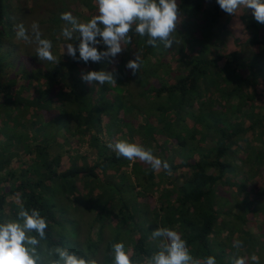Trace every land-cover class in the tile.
Listing matches in <instances>:
<instances>
[{
  "label": "trees",
  "instance_id": "trees-1",
  "mask_svg": "<svg viewBox=\"0 0 264 264\" xmlns=\"http://www.w3.org/2000/svg\"><path fill=\"white\" fill-rule=\"evenodd\" d=\"M9 2L0 0V130L5 125L12 130L11 138H0V221L17 219L21 203L29 211L38 209L48 224L42 244L62 246L86 258H92L100 247L102 255L97 264H114L110 253L115 242L125 244L134 262L147 259L157 250V242L150 237L158 227L178 231L194 258L211 255L217 264H232L231 241L238 233L246 248L256 244L252 241L256 230L252 229L264 221V24L255 20L251 8L242 7L229 15L217 0H177L179 20L173 36L184 52L173 57L175 67L169 68V55H163L154 59L155 67L146 78L139 72L138 78L130 73L138 85H147L143 98L149 100L148 118H153L143 116V124L125 140L151 148L155 156L167 160L171 178L163 169L154 172L144 162L118 157L107 147L110 139L99 141L100 133L92 127L88 115L92 111L90 102L100 101L101 95L110 94L111 89L96 82L79 83L81 75H74L77 82L72 79L69 83L68 78L78 70L91 66L94 70L98 63H106L102 69L106 70L108 59L85 63L79 60L78 50L77 59L57 51L61 44H79V39L66 41L60 35L57 13L47 18L49 25L42 38L52 41V52L59 61L56 65L45 61L38 67L28 58L27 53L32 54L24 42L15 38L13 25L20 23L22 11H14ZM222 34L232 47L214 50ZM130 36L132 42L122 52L137 49L144 64L159 53L169 54L177 44L165 48L157 41L153 47L146 43V36L140 37L134 31ZM99 45L103 44L96 45L101 51ZM13 56L27 59L25 65L11 59ZM123 56L116 67L110 66L112 71H123ZM166 73H173L168 75L172 80L165 78ZM124 77V73L115 75L117 88L125 84ZM96 90L100 92L97 99L92 95ZM64 100H73L74 105L70 106L74 117L66 118L69 130L63 137L71 136L75 143L67 145L65 140L59 142L50 132L41 131L36 116L51 110L56 113L52 108ZM120 114L123 116V112ZM70 118L74 121L72 127ZM13 126L22 130L20 135ZM82 143L83 153L79 148ZM161 176L173 185L159 187L156 182ZM257 178L263 181L261 187L256 184ZM78 183L83 192L76 191ZM157 187L161 190L152 204L148 192ZM249 191L255 199L261 198L259 203L247 202L248 197L243 195ZM222 192L232 195L237 206L244 204L246 211L237 213L225 207ZM57 193H64L73 202L80 196L89 199L95 225L90 226L86 243L76 239V222L62 218ZM141 203L148 205L143 209L148 215L145 222L135 219ZM253 212H257L255 219L250 217ZM110 220L115 221L113 233L102 243L101 228ZM250 220L257 223L252 229L253 225L246 223Z\"/></svg>",
  "mask_w": 264,
  "mask_h": 264
},
{
  "label": "clouds",
  "instance_id": "clouds-1",
  "mask_svg": "<svg viewBox=\"0 0 264 264\" xmlns=\"http://www.w3.org/2000/svg\"><path fill=\"white\" fill-rule=\"evenodd\" d=\"M220 8L229 15L236 14L240 8H251L258 23L264 24V0H217ZM97 14L88 21H81L71 12H63L60 19L65 26L60 33L66 41L79 39L78 46L68 42L67 55L85 63L100 62L112 59L120 54L125 45L131 44L130 32L134 31L140 37H148L146 43L153 47L157 41L165 48H171L176 42L173 33L179 20L177 0H95ZM15 38L26 44H35V54L43 62L58 63L53 54L52 41L42 38L37 22L29 29L23 22L13 25ZM79 34L78 36L75 34ZM99 38V39H98ZM106 46L104 51H98L96 45ZM142 65L137 53L134 59L126 63L133 74L138 73ZM81 79L92 84H117L114 71L89 70L81 71ZM107 147L129 161L139 160L147 164L154 172L163 169L171 174V166L167 160L153 154L151 148L129 142L125 139L109 141ZM46 219L38 209L30 211L19 204L17 219L0 221V264H97L95 259L79 256L77 253L62 246L47 247L41 242L46 239ZM35 233V235H32ZM153 241L157 242V250L143 261L134 262L125 250L123 242L111 245V255L114 264H217L214 256L204 259L194 258L190 254L187 241L171 227H158L151 232ZM234 249L243 247L242 241L234 239ZM260 264L259 257L235 255L232 264Z\"/></svg>",
  "mask_w": 264,
  "mask_h": 264
},
{
  "label": "rangeland",
  "instance_id": "rangeland-1",
  "mask_svg": "<svg viewBox=\"0 0 264 264\" xmlns=\"http://www.w3.org/2000/svg\"><path fill=\"white\" fill-rule=\"evenodd\" d=\"M16 2H18V7H16V3L15 0H10V4H12L14 11H22V15L20 17V21L19 22H23L25 24V26L29 29V34L31 35V24L33 22H37L39 25V29L41 31V34L44 33L45 27H47L49 25L48 19L47 18H51L52 16L56 15L57 13L61 14L63 12H67V10L71 11L73 13V15L75 17H77L79 20L81 21H88L89 19L92 18V16H94L95 14H97V7L95 4V0H19ZM80 2H87V4L89 5H78ZM13 12V11H12ZM13 14L15 15L16 12H13ZM17 16V14L15 15ZM87 16V17H86ZM58 29L62 31V28L65 26L64 22L59 18L58 21ZM61 33V32H60ZM174 35V33H173ZM177 37H175V41ZM214 39H216L214 37ZM226 38L224 37V35H219V40L220 42L218 43V46H216L214 50L218 51H223V50H227V48L229 47V49H231V45H228V41L225 40ZM212 40V39H211ZM179 41V40H178ZM177 42V44L175 46H173L171 49H169V54L167 53H159L157 54L155 57H151L148 58V60H145V64L142 61V65L141 68L139 70L140 75H144L145 78L149 75V73L151 72V68L155 67L154 63V59H158L161 56L165 55H169L167 56L166 60V65L169 66V68H174L175 67V62H173V57L176 56L178 53H182L183 51V46L180 42ZM24 44L26 45V47L28 48V52L29 54H32V56L28 55L27 56L29 59H31L35 65H37L38 67L40 65H43L42 63H44L43 61L39 60L37 55L35 54V44H26L24 42ZM100 46V50L104 51L106 46L104 45H99ZM125 47H127L125 45ZM59 52H67V48L66 45L61 44L58 46ZM138 53L137 49L133 50V49H126L124 52H121L120 54H118L115 58H111L112 62L109 63V65H107V71H112L110 66H114L116 67V63H118L120 61V57L123 56L121 59L123 61L124 60V64L121 62V67L122 70L120 69L117 70L115 73L116 76H118L119 73H124V78H125V84H123V87L117 88V84L115 85H109L107 83L103 84L106 89L107 87L110 88V94L104 93L101 96V100L100 101H93L90 102V107L92 106V111L90 113H88L90 119H92L93 121V126L97 133L99 134L98 139L99 141L101 140H105V142L110 139L111 140H116V139H128V138H132L131 135L132 134V130L139 128L144 121H142L143 116L148 118V112H149V106H151L148 101L146 100L145 97L143 98V94H146L148 87L147 85L142 82L141 85L137 82H135L134 77H132L130 75V73L132 72L130 69H128L126 67V63L128 60L130 59H134L136 54ZM11 59L17 61L19 60V56H13L11 57ZM151 60V61H150ZM14 61V62H15ZM27 61V59H21L18 61L20 64H22L23 66L25 65V62ZM113 63V64H112ZM106 63L104 64H97L94 66V70H102L105 67ZM91 66V65H90ZM161 67H164V65H159ZM42 67V66H40ZM44 67V66H43ZM92 67V66H91ZM90 67V68H91ZM120 66L118 68H121ZM90 68L87 69H83L84 71H89ZM92 69V68H91ZM161 69V68H160ZM81 71L82 70H78L75 71L72 78H68V82L71 83L72 79L74 80V82H77L78 78L81 75ZM139 73H135L133 74L134 76H138ZM174 73V72H173ZM167 74L165 75L166 79L172 80L168 77V75L172 74ZM156 74H162L161 71H157ZM74 75H76V77L74 78ZM129 76L128 78H126V76ZM118 78V77H117ZM138 78V77H137ZM79 83H84L83 80L81 79L79 81ZM150 83H152V80H150ZM154 84H157V82L154 80L153 81ZM88 84V83H86ZM96 84V83H95ZM98 86V85H96ZM77 87V86H76ZM125 88V89H123ZM75 89V88H74ZM73 89V91H74ZM64 91L66 92V89H64ZM77 91V88H76ZM112 91V93H111ZM98 93H100L98 90H96L95 92H93V96H96L97 99V95ZM130 95L131 99H129L128 94ZM117 95V96H116ZM142 97V98H141ZM71 98V96H70ZM72 99V98H71ZM144 101H143V100ZM120 101V102H118ZM120 103V104H119ZM71 104V105H70ZM110 105V106H109ZM55 106V104L53 105V107ZM70 106H74L73 105V100L72 103H68L67 100H64L62 105H59L58 103L56 104L54 109L55 111H57L56 113H54L53 110L48 111L46 113H44V115H42L40 113V115H36L37 116V126L40 128L41 131H47L48 133L50 132L51 135L54 136V138L59 142H64L66 145L69 142H74L75 140H73L71 138V136H68L65 138V136L63 137V135H65V132L69 130L68 128V117H74V110L72 107ZM89 107V108H90ZM50 110V109H49ZM111 110L112 112H107ZM36 111H39L38 109ZM123 112V116H121L120 113ZM15 113V112H14ZM29 115V112H27ZM105 113H108V116H105ZM17 114V113H15ZM104 114V118L101 119L100 116ZM19 116V112L17 114ZM153 118V117H152ZM152 118H148V120H151ZM100 120V123H98ZM29 122V121H28ZM17 123V122H16ZM69 123L70 126L72 127L74 124V121L70 118L69 119ZM132 124V125H131ZM100 125V126H99ZM10 126L5 125V127H3L0 130V138L4 139L6 138V135L9 136L12 133V130L9 128ZM38 127L36 128L38 130ZM44 127V128H43ZM13 131H15V133L19 134L22 132V130H19L18 127H14L13 126ZM110 128V130L108 129ZM133 128V129H132ZM139 130V129H138ZM117 132L116 134H113L115 132ZM101 133L103 134L102 136ZM120 133V134H119ZM122 133V134H121ZM145 133V132H144ZM68 134V133H67ZM66 134V135H67ZM5 135V136H4ZM47 136V135H46ZM112 136V137H111ZM119 136V137H118ZM131 136V137H129ZM19 137V136H18ZM8 138V137H7ZM9 138H11V136H9ZM241 144H243L241 142ZM80 148V152H84L85 147L82 145L79 146ZM74 150V149H73ZM77 156L72 155V157ZM261 170V169H260ZM167 174V173H166ZM169 175V174H168ZM129 178V174L127 175ZM173 175H169V177H171ZM172 178V177H171ZM167 178L166 177H159V180L156 182L159 187H171L173 185L172 181H166ZM78 182V181H77ZM76 182V183H77ZM263 181H261L260 178L256 179V184L257 186H262ZM172 184V185H171ZM76 186V191L78 192H83L84 190L81 187V183H78L75 185ZM255 188V187H254ZM160 188L157 187V189H155L152 192H148L150 194V200L152 201V204H155V197L156 195L160 192ZM151 191V190H149ZM223 198H226V200L224 201V206L229 208L230 210H235L237 213L239 212H245V207L244 204H240L239 206H237L234 202V198L231 195V197L229 196V193H221ZM254 193H251L250 191L248 193H245L243 195V197H248V201L250 202L252 201L254 204H257L255 202V197ZM108 196H104V198L107 199ZM261 198H258V203L260 202ZM56 203H57V208L60 209L62 211V215L64 214V216L62 217L63 219H70V220H74L76 222V239L78 242L84 244L86 243V239L87 237L90 236V226L91 225H95L93 222V208L89 207V199L84 197V196H80L77 200H75V202H73V199L67 197V195H65L64 193H62V195L60 193L56 194ZM92 202V201H91ZM142 204V205H141ZM140 206H137L135 213L137 211V216L135 219H137L138 222H145L148 219V215H145L143 213V209H145V207H148L147 204L145 203H141ZM95 205V204H94ZM139 205V204H138ZM256 214L257 212H253V214H250V217L252 219L256 218ZM226 219H229L228 217L225 216ZM262 223H260L258 226H260L257 229H252L254 226H256V222L253 223V220L250 221H246L247 224L253 225L251 227V229L253 231L256 230V234L253 236V243H256L254 246L252 244H250V246L248 248H246L245 246H243L240 249H234L232 251H230V253H233L234 256L235 255H242L245 257H250L252 254H256L259 257L260 260V264H264V221L261 220ZM115 224L114 220H110L109 222H104V226L101 228L102 229V243L111 236V234L113 233V226ZM72 226H74V222H72L70 224V228H72ZM126 227H123V230H125ZM127 232V231H125ZM263 232L261 235L260 233ZM254 233V232H253ZM234 239H239L241 240L242 238V234L238 233L236 235V237H233ZM234 240H232L231 242L233 243ZM258 245V246H257ZM101 246V244L99 245ZM258 247V248H256ZM246 248V249H245ZM102 248L97 247V251H95L94 256L91 259H95L97 261V263L101 260V255H102ZM249 264H252V262L249 260Z\"/></svg>",
  "mask_w": 264,
  "mask_h": 264
},
{
  "label": "crops",
  "instance_id": "crops-1",
  "mask_svg": "<svg viewBox=\"0 0 264 264\" xmlns=\"http://www.w3.org/2000/svg\"><path fill=\"white\" fill-rule=\"evenodd\" d=\"M87 17V16H86ZM87 69V68H86ZM138 132V131H137Z\"/></svg>",
  "mask_w": 264,
  "mask_h": 264
}]
</instances>
